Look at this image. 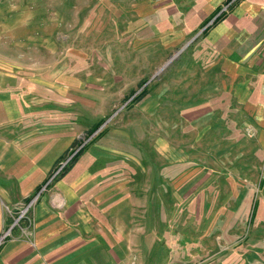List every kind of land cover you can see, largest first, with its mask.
I'll return each mask as SVG.
<instances>
[{"label": "rangeland", "instance_id": "obj_1", "mask_svg": "<svg viewBox=\"0 0 264 264\" xmlns=\"http://www.w3.org/2000/svg\"><path fill=\"white\" fill-rule=\"evenodd\" d=\"M122 3L132 0H0V85L12 91L0 123L10 183L0 190L11 196L0 253L17 235L32 239L39 203L59 215L64 200L107 203L121 188L147 210L157 197L156 227L192 264H264L258 125L241 122L222 90L205 30L171 43L123 26ZM170 254L158 246L124 264Z\"/></svg>", "mask_w": 264, "mask_h": 264}, {"label": "crops", "instance_id": "obj_2", "mask_svg": "<svg viewBox=\"0 0 264 264\" xmlns=\"http://www.w3.org/2000/svg\"><path fill=\"white\" fill-rule=\"evenodd\" d=\"M119 7L123 26L139 24L140 29L149 28V33L171 43H187L205 30L202 44L212 68H219L228 78L229 87L222 90L231 92L243 109L240 121L260 129L251 151H264V0H132L130 7L126 3ZM2 86L0 123L1 114L5 118L12 111V91ZM108 190L109 195H115L107 203L71 205L64 200L66 206L59 215L53 205L44 203L40 209L39 203L32 239L18 236L17 231L2 248L0 264H124L130 257L154 252L158 246L171 254L150 257L148 264H192L185 254L188 247L185 251L173 249L167 231L156 227L155 195L149 198L153 210H147L127 197L130 193L124 196L123 189ZM10 197L0 194V235L7 227L3 204L11 203ZM142 219L149 224L141 225L138 221ZM157 233L164 237L157 240ZM179 252L185 255L179 257Z\"/></svg>", "mask_w": 264, "mask_h": 264}, {"label": "trees", "instance_id": "obj_3", "mask_svg": "<svg viewBox=\"0 0 264 264\" xmlns=\"http://www.w3.org/2000/svg\"><path fill=\"white\" fill-rule=\"evenodd\" d=\"M75 161H76V160H75ZM73 164H75V162H74Z\"/></svg>", "mask_w": 264, "mask_h": 264}]
</instances>
